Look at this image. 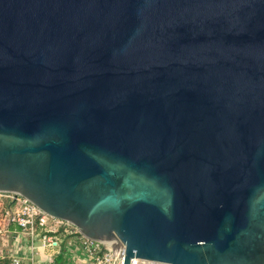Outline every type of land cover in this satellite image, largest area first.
<instances>
[{
    "label": "water",
    "instance_id": "water-1",
    "mask_svg": "<svg viewBox=\"0 0 264 264\" xmlns=\"http://www.w3.org/2000/svg\"><path fill=\"white\" fill-rule=\"evenodd\" d=\"M0 191L124 264H264V0H0Z\"/></svg>",
    "mask_w": 264,
    "mask_h": 264
},
{
    "label": "built area",
    "instance_id": "built-area-1",
    "mask_svg": "<svg viewBox=\"0 0 264 264\" xmlns=\"http://www.w3.org/2000/svg\"><path fill=\"white\" fill-rule=\"evenodd\" d=\"M72 242L84 264H124V247L112 250L52 217L18 193L0 191V264H59L61 245ZM39 251L45 259L37 261ZM129 264H137L132 259Z\"/></svg>",
    "mask_w": 264,
    "mask_h": 264
},
{
    "label": "crops",
    "instance_id": "crops-1",
    "mask_svg": "<svg viewBox=\"0 0 264 264\" xmlns=\"http://www.w3.org/2000/svg\"><path fill=\"white\" fill-rule=\"evenodd\" d=\"M57 259L59 264H84V258L78 255L72 242L62 243L61 254Z\"/></svg>",
    "mask_w": 264,
    "mask_h": 264
},
{
    "label": "rangeland",
    "instance_id": "rangeland-1",
    "mask_svg": "<svg viewBox=\"0 0 264 264\" xmlns=\"http://www.w3.org/2000/svg\"><path fill=\"white\" fill-rule=\"evenodd\" d=\"M45 259V256L39 251V256H37V261Z\"/></svg>",
    "mask_w": 264,
    "mask_h": 264
}]
</instances>
